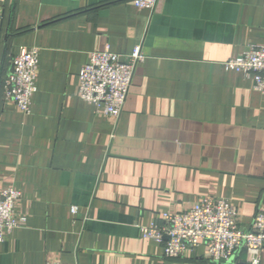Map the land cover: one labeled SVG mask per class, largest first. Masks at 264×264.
<instances>
[{
  "label": "crops",
  "instance_id": "obj_1",
  "mask_svg": "<svg viewBox=\"0 0 264 264\" xmlns=\"http://www.w3.org/2000/svg\"><path fill=\"white\" fill-rule=\"evenodd\" d=\"M137 44L117 117L79 97L89 52ZM251 44H264V0H0V190L20 192L25 218L0 264H247L243 251L211 262L204 245L167 257V238L140 227L204 197L230 201L244 230L264 212V92L224 65ZM32 47L25 115L2 84Z\"/></svg>",
  "mask_w": 264,
  "mask_h": 264
},
{
  "label": "built area",
  "instance_id": "obj_2",
  "mask_svg": "<svg viewBox=\"0 0 264 264\" xmlns=\"http://www.w3.org/2000/svg\"><path fill=\"white\" fill-rule=\"evenodd\" d=\"M134 2L138 7L153 8L157 0ZM87 58L79 71V97L96 106L102 114L117 117L123 108L135 67L144 58L140 45L134 46L129 54L99 50L89 52ZM224 65L250 78L253 88L264 92V44L249 45ZM37 67V48L23 50L12 57L11 70L2 84V99L14 103L25 115L30 112L31 97L36 90ZM19 197L20 192L13 187L0 190V242L25 222L15 210ZM236 215V208L230 201L204 197L186 211L164 212L162 224L141 226L140 230L145 238L162 241L166 237L163 251L167 257H182L186 250L204 245L206 257L211 262H230L243 251L247 264H260L264 248V212L258 211L253 216L249 230L240 228Z\"/></svg>",
  "mask_w": 264,
  "mask_h": 264
}]
</instances>
